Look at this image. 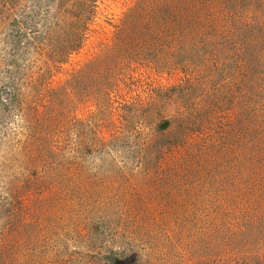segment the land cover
Listing matches in <instances>:
<instances>
[{
  "label": "rangeland",
  "instance_id": "374dc122",
  "mask_svg": "<svg viewBox=\"0 0 264 264\" xmlns=\"http://www.w3.org/2000/svg\"><path fill=\"white\" fill-rule=\"evenodd\" d=\"M0 264H264V0H0Z\"/></svg>",
  "mask_w": 264,
  "mask_h": 264
},
{
  "label": "trees",
  "instance_id": "16d2710c",
  "mask_svg": "<svg viewBox=\"0 0 264 264\" xmlns=\"http://www.w3.org/2000/svg\"><path fill=\"white\" fill-rule=\"evenodd\" d=\"M163 127H167V123L166 122L164 123Z\"/></svg>",
  "mask_w": 264,
  "mask_h": 264
}]
</instances>
